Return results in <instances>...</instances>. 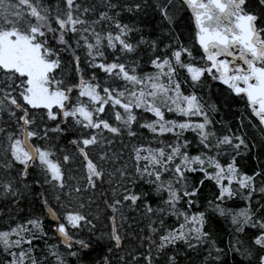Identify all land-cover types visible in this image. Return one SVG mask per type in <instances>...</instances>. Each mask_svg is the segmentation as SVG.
Masks as SVG:
<instances>
[{
	"label": "snow or ice",
	"instance_id": "6c2138e0",
	"mask_svg": "<svg viewBox=\"0 0 264 264\" xmlns=\"http://www.w3.org/2000/svg\"><path fill=\"white\" fill-rule=\"evenodd\" d=\"M181 3L190 13L198 57L175 31L171 0H0V198L17 209L27 198L39 202L66 249L45 240L37 253L33 242L48 235L43 221L13 219L0 229V264H70L69 257L71 264H113V257L116 264H192V254L205 251L200 264L209 258L226 264L229 252L246 264H264V145L259 156H249L260 162L248 174L237 157L255 144L240 133L242 123L218 135L221 121L211 114L220 109L196 92L211 82L223 85L264 130V0ZM149 9L168 25L159 36L146 33L147 21L140 27L122 16H147ZM141 129L151 133L147 142ZM124 137L130 138L131 166L107 171L100 161H115L120 153L90 155ZM61 140L82 158L83 185H68L73 177H66L65 166L73 156ZM205 181L217 191L201 210ZM97 182L111 186L104 200L111 227L96 237L108 255L94 261L96 224L80 210L84 203L70 205L73 193L95 190ZM236 197L244 208L227 206ZM125 208L142 209L148 221L132 248L124 243ZM209 213L230 221L227 250L217 244ZM246 229L256 230L248 245L237 236ZM85 231L92 235H79Z\"/></svg>",
	"mask_w": 264,
	"mask_h": 264
},
{
	"label": "trees",
	"instance_id": "16d2710c",
	"mask_svg": "<svg viewBox=\"0 0 264 264\" xmlns=\"http://www.w3.org/2000/svg\"><path fill=\"white\" fill-rule=\"evenodd\" d=\"M45 4L56 3V0H43ZM99 3L100 0H97ZM153 3H156L157 0H152ZM160 4H165L168 0H158ZM170 11L175 15V31L179 35L181 42L185 43L187 46L192 48L194 56H200V51L198 46L193 42V25L190 20V13L186 10V7L181 3L180 0H171ZM123 19L125 22H131L133 19H136L137 25L140 27H145L144 22L147 21L146 33L149 35L155 34L156 36L161 35L162 32H166L168 25L166 22H162V18L157 12H153L149 9L147 16H141L134 18L130 14L123 13ZM168 42L167 40L165 41ZM146 59V57H145ZM202 62V61H200ZM144 71H154L150 65H141ZM103 76V73H100ZM190 90V89H189ZM197 95L203 96L204 101L207 103H214L220 109L219 112L214 115L216 121H221L220 123L215 124V130L218 135L225 134L230 128L233 132L237 131V128L242 123L240 128V133H242L248 141H251L255 144V148L252 150V153L242 154L238 156L237 160L241 161L244 164V170L248 174H252V170L256 168L257 164L260 162L258 159H252L249 161V156L255 154L259 156V153L262 150V145H264V130L261 129L257 119L251 115L250 110L247 109L244 105V102L241 101L238 97H229L228 91L223 85L218 84L217 82H211L208 90L196 89ZM227 98V100H226ZM147 115V114H146ZM170 118L181 119L174 114H168ZM198 119V118H193ZM142 135L145 137V142L151 139V133H148L146 129L140 130ZM105 135H108L105 133ZM185 136L189 139H193L195 134L192 132H186ZM124 143H121L119 139L114 141L112 145L105 144L101 148L92 152L90 155L92 158L98 160V154L107 152L109 156L112 153H120V158L113 161L108 159L107 161H100L103 167L107 171H114L115 168L121 167L126 162L131 166L129 161L130 155V144L128 137H124ZM135 143V140L131 141ZM125 145H128L127 147ZM60 146L64 148L65 152L72 154L73 159L70 160L69 164L65 166L66 177L71 176L73 179L68 180V185L76 186L83 185L84 181V167L82 164V158L79 157V154L76 153L75 146L69 144L66 140L60 141ZM153 146H155L153 144ZM191 152H195L194 148H190ZM227 157L221 156L220 159L223 162ZM199 176V174H196ZM259 179V178H258ZM206 187L202 190L203 197L200 201L201 210H203L207 205V200L212 198V193L217 191L215 186L210 181H205ZM147 188V186H145ZM67 190V189H66ZM73 199L71 201V207L78 208L79 203H84L85 207L80 209L85 213H90V219H93V223L96 224V236L92 237L93 247L95 251L92 253L91 260H100L105 255H108L107 248L105 246L104 240H98L96 237H100L110 230L111 223L107 219L111 215L110 209H107L104 200L111 198V186L108 183L97 182V189L84 191L79 194L73 193ZM258 198V196L254 197ZM62 199H65L62 196ZM155 199V198H154ZM53 206H56L54 200L51 201ZM153 207L157 206V203L152 204ZM227 206L231 207L234 210H239L246 206V202L240 198L236 197L234 200L228 201ZM63 211L62 209L60 210ZM143 210H132L125 208L124 213L128 218L127 222L124 224V232L128 234L127 239L124 243L129 247H136L139 245L140 241L137 239V234L143 235L141 229H144L146 232V224L148 223L147 218L141 216ZM212 217L210 229L215 234L217 239V244L220 247H224L227 250V244L229 240L230 233L232 231V226L229 220H226L222 217H219L215 214L209 213ZM39 217L44 224L45 231L48 235L40 240H35L33 243L36 248V252L39 253L44 247L45 240L49 244H58L61 252L66 251L65 247L60 243V240L57 238L54 232V223L51 222L48 218L46 211H44L42 205L39 202H33L31 198L24 199L20 202L19 209L16 208L14 204H11L9 201L3 200L0 198V229H3L7 224L13 223V219L17 223L26 224L28 218ZM174 218L170 219L168 222L173 223ZM137 221V222H134ZM128 224H132L134 231H130L127 227ZM255 229H246L245 233L237 234L238 238L245 244H250L249 237L255 232ZM80 236L90 237L92 234L88 232H80ZM27 247V245H25ZM206 251L202 253L199 257L195 253L192 254V264H200V260L206 256ZM5 257L0 254V260H3ZM71 264L72 258L69 257ZM223 261H226V264H246V261L242 257L235 253L229 252L227 256L223 257ZM113 264H116V259L113 257ZM187 264V260L185 261ZM209 264H212L211 258H209Z\"/></svg>",
	"mask_w": 264,
	"mask_h": 264
},
{
	"label": "water",
	"instance_id": "95a60500",
	"mask_svg": "<svg viewBox=\"0 0 264 264\" xmlns=\"http://www.w3.org/2000/svg\"><path fill=\"white\" fill-rule=\"evenodd\" d=\"M181 1V0H180ZM47 213V212H46ZM48 215V214H47ZM48 218H49V220L51 221V222H53L52 220H51V217L50 216H48ZM54 224H55V222H53ZM54 227H55V225H54ZM55 232V231H54ZM56 234V236H57V238H58V234L57 233H55ZM59 239V238H58ZM63 245V244H62ZM64 246V245H63Z\"/></svg>",
	"mask_w": 264,
	"mask_h": 264
}]
</instances>
